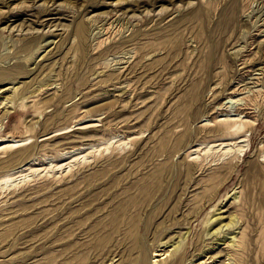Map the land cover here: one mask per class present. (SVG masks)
I'll return each mask as SVG.
<instances>
[{"label":"rangeland","instance_id":"obj_1","mask_svg":"<svg viewBox=\"0 0 264 264\" xmlns=\"http://www.w3.org/2000/svg\"><path fill=\"white\" fill-rule=\"evenodd\" d=\"M5 90L0 264H264V0H0Z\"/></svg>","mask_w":264,"mask_h":264},{"label":"bare ground","instance_id":"obj_2","mask_svg":"<svg viewBox=\"0 0 264 264\" xmlns=\"http://www.w3.org/2000/svg\"><path fill=\"white\" fill-rule=\"evenodd\" d=\"M44 48V47H43ZM8 90V89H7ZM7 90H5V91H2V92H0V96L1 95H3ZM2 104V102H1V97H0V105ZM4 107H1L0 108V121H4L6 118H7V116H8V114H9V112H8V110H5L4 109V111H1L2 109H3ZM1 142H9V141H6V140H1ZM11 144H12V146L13 147H15V146H17V147H19V146H22V145H24V144H26L27 142H22V141H11L10 142ZM232 152V150H228L226 153H225V155H228L229 153H231ZM240 153H241V151H240ZM85 158V157H84ZM22 172L23 171H19V172H14L15 174H19L18 176L16 175V177H12V175H9V176H7L6 178H4V179H2V180H0V182L1 183H6V184H8V183H13V184H15L16 182H18V180L19 179H22V177H26L27 178V176H24L23 174H22ZM0 183V184H1ZM4 185V184H3ZM1 186V185H0ZM215 221H218V220H215ZM216 223V222H215ZM221 230V229H220ZM220 230H217L216 232H215V235H216V233L217 234H219V231ZM219 240V239H218ZM234 241V240H233ZM221 242V241H220ZM216 243V242H215ZM223 243V242H222ZM166 244H169V243H166ZM178 253H179V247L177 246V247H175L174 248V250L171 252V254L170 255H155V257H157V256H166L162 261H155L154 262V264H158V263H160V262H162V263H168V264H175V263H177L178 262V258H176L177 256H178ZM172 256H174L175 257V259H173V260H168V258H171ZM168 260V261H167ZM193 261V260H192ZM190 264H195V263H193V262H190ZM229 264V263H228Z\"/></svg>","mask_w":264,"mask_h":264}]
</instances>
